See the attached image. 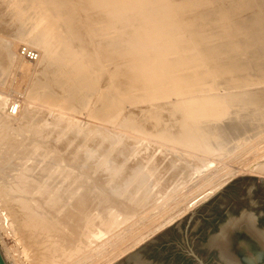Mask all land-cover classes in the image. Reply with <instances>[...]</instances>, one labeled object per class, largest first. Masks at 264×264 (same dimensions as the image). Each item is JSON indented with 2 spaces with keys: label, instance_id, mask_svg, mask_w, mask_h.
Listing matches in <instances>:
<instances>
[{
  "label": "rangeland",
  "instance_id": "rangeland-1",
  "mask_svg": "<svg viewBox=\"0 0 264 264\" xmlns=\"http://www.w3.org/2000/svg\"><path fill=\"white\" fill-rule=\"evenodd\" d=\"M62 1L66 7L72 8L78 4L83 8L82 10L77 5L78 7L75 6L72 10H75V15H77V12H80L77 15L78 18H76L77 20H75V22L77 21V25L81 26L82 30L87 32H82V35L84 38L87 36L89 37L86 38L87 40L90 39L89 43L93 42V44H96L102 42V46L105 48L111 43L115 49L122 46L123 48L120 47V50L125 57H120L121 59L117 57L119 58L118 64L117 58H113L112 61L111 59L108 60V58H103L101 60L104 64L103 70L102 68L99 70L98 67L95 69V67L92 66V69L89 70L91 71L90 84L89 82H82L84 84L82 86L81 81H78L74 76L72 77L69 74L64 75L63 72L60 73L55 71L52 73V71H50V67L57 68L55 63L58 66L60 65L57 60L55 62L52 55L50 56L51 58L43 55L42 57L38 52L40 60L38 59L39 61L37 63L26 61L25 59L22 61L16 51L17 45L20 43L24 44V41L32 42L31 39L35 35H39L41 30L47 32L45 34H48L49 32L52 34L51 29L48 27L47 18L40 8V0H0V45H5V43L10 44V42L12 44V41L13 44L16 43L15 48L12 49L11 47L10 50V53L13 51V54H10L12 59L10 58L11 61L9 64L11 65H7V67L0 69V96L10 99L14 94H20L21 103L25 105L23 111L26 113L31 111V113L37 117L34 122L35 124L41 122L39 126L37 125V128L39 127L37 132L43 135V137L40 138V141L42 142L39 145H41V147L38 144L35 146L37 148V153L39 151V155H36L37 157L30 155L29 159L27 158L24 164H27V167H34L36 172H39L41 167L43 168L47 166L50 162L53 164L51 169L56 167L54 171L51 170V172L57 175L58 182L57 184H54V181L52 180L53 183L51 182L50 184L52 188L47 186L46 194L49 193L50 195L47 194V198L46 196L44 197V204L42 205H48L52 202L61 203L64 198L70 199V197L71 200L74 201L70 202L69 200L67 203H76L79 202L82 197L86 196V199L84 198V200H87V197L88 200L84 203H86L88 207H85V220L92 214L91 216H95L96 218H90L93 220L91 226H89L92 227L94 224L92 227L95 230L94 232H97L99 229L98 231H105L106 233L105 235H102L101 238H97V236H92L93 229L90 228V230L88 228V233L81 237V241L78 244V247L80 248L73 251V256L70 255L71 250L69 249V242L63 237H57L55 234L53 237L59 239L56 240L51 238V242H53L56 247V257H54L52 264H112L208 199L231 178L241 175H250L256 176L255 181L258 182L259 176L264 177V170H259L258 168V165L264 164V120H262L264 118V114H262V112L264 113V0H158L161 5H159L157 0H107L108 2L105 1L103 5L92 7L86 4V1L88 0ZM106 7H109V9L106 10ZM160 10H162V12ZM83 11H85V13ZM163 11H167L166 15ZM168 23H171V25H168ZM173 24L176 27L173 26ZM52 38L53 37L48 36V39L44 40L43 43L47 42L49 45L48 40L51 41L50 39ZM7 40L10 41L7 43ZM206 40L208 43H206ZM121 41L122 44L120 45ZM155 41H157V43H155ZM202 44H205L207 47L205 46L204 48ZM31 47L35 48L33 45ZM168 48L171 50L166 52V58L159 60L157 58L159 53ZM100 50L101 49L99 48V52ZM202 50H204L205 54ZM41 53H43L42 50ZM2 56L3 54L0 53V60ZM149 59H151V61H149ZM113 60L115 63H111ZM121 61L122 63H120ZM137 61L140 62V65L144 66V69H147L148 67L149 71L150 68L158 70V72L155 71L159 73L156 74L159 80H155L154 84H152L154 91L152 89L151 92H148V87L146 86L139 88L133 86L134 69L132 68V65ZM190 61L192 62L190 64L193 66L188 64ZM18 62L21 63L19 64ZM178 62L181 64L179 65ZM24 64L27 67L24 66ZM124 64L126 66H124ZM40 65L43 68L47 66V68L45 67L44 69L45 71H43L49 79V85L46 86V88L52 87V93L55 96L57 95L62 98V100H65L68 97L71 99L73 96L69 104H62L60 99V101L54 102L56 103L55 106L53 104L48 105L50 107L53 105L54 107L50 110V107L47 106L48 103L46 104V101H43L44 99L41 100V96L45 94L44 91L43 94H39L42 90L35 93L34 100L27 97L32 82L35 77H37L39 71L43 70ZM163 65H167L170 70L162 69L164 68ZM117 66L118 68L122 66V68L126 70L121 68L118 70ZM23 68H25L24 71ZM117 70L119 72L121 71V73ZM46 71L49 72L47 73ZM112 73L114 75L118 73L119 75L117 74L114 76ZM210 74L213 75L211 76ZM64 76L68 78L67 81H65L67 78L65 79ZM58 77H61V80H65L60 82L61 80ZM109 78L112 80L114 78V80L110 83L111 80ZM121 80L123 82H121ZM55 81L59 83L56 84ZM113 82L118 83H115V85L112 86ZM224 83H227L226 85L228 86ZM108 84H110V86ZM120 85L121 87H118ZM98 86H100V88ZM156 88H158L159 91ZM228 90L230 92L232 91V93H229ZM233 90H236V92H234L235 95L233 94ZM239 90L242 91L240 92ZM160 91H166V94L162 92L161 95ZM227 92L232 97L228 96L229 94H227ZM152 95L155 97H152ZM233 96H235V99L239 96L238 99H236V102ZM107 97H112V99L107 100ZM175 99L179 101H176ZM232 99L234 100L231 102L230 100ZM109 100L112 103L110 107L108 105ZM113 101L115 102V106ZM204 101L207 103L205 104ZM178 103H180V105H178ZM237 104L245 106L246 108H242ZM200 105L201 107H199ZM176 106H178V109ZM113 107H117V111ZM111 108H113V110ZM181 108L184 109V111L181 110ZM198 109L199 112H196ZM233 109L234 112L236 111V114L231 112ZM115 111L117 113H115ZM210 111L212 113H210ZM255 111L259 112L261 119ZM243 112L248 115L249 120L245 118L247 116L242 115ZM180 113L182 115H180ZM249 113H253V115L250 116L251 114ZM4 114H6V112ZM223 114L231 116V119L234 118V121L231 120L230 117H223ZM240 114L244 117L243 120L239 119ZM235 115H238L237 118L240 122H243L246 119L245 121L247 122L248 120L250 123L252 119L250 125L247 124L248 122L246 123L244 121L247 124L245 125L246 127L248 125L251 126H248L250 129L247 127L245 130L244 127H241V132L240 130L238 131L235 123H238L239 120H236ZM254 115L255 117H258H254V119ZM261 115H263V117ZM183 116L184 118L182 119ZM111 119L114 120L111 122ZM50 120H55L54 122H56V125ZM214 120L216 122H214ZM217 120H221L222 122L220 121L219 123ZM199 121L206 126H203V124L202 127ZM229 121L231 124H229ZM182 123L184 125H182ZM41 124L42 126H45H43L44 131L49 135L44 133ZM188 124L193 126H188ZM216 124L217 126L224 124L226 127L229 125L230 128H228L230 130L233 129L232 132L236 129L238 134L236 132L232 137L234 139H231L229 142H226L225 140L221 141L217 138H215V141L214 136H211L213 135L212 132H218H216L215 129L217 128ZM67 125L68 127H65ZM177 125L181 126L178 128ZM170 126L174 127L171 128L174 129L172 130L174 135L175 132L179 134L183 131L181 132V134H183L187 131L186 134L189 135L190 138L189 136L187 137L186 134L183 135L187 137L186 139L188 141L185 140V136L181 134H179L181 140L174 137V135H170L171 129L168 128ZM158 127H160V130H158ZM67 128H69L68 131L70 134H67ZM163 128L170 129V132ZM175 128H177L179 132ZM161 129L169 135H163L165 133H163ZM209 129L213 130L210 131ZM49 130L51 131L49 132ZM52 130H55L56 132ZM157 131L159 132L157 133ZM54 132L57 134H54ZM58 133L63 135H59ZM44 136L46 139H44ZM165 136L169 137V139H166ZM201 136L202 139H200ZM208 137H211L210 139L213 138L214 141L210 140ZM183 139L187 142V146L189 145L188 148L186 145H183L186 143L182 141ZM172 140L176 141H173V144H171ZM212 141L213 143H211ZM14 142L20 144L22 143V138H14ZM26 142L27 140H25V143ZM50 142H52L51 144L54 142V144L57 145L58 143L60 145H51ZM220 142H222L224 146L220 145ZM225 142L226 144H224ZM25 143L24 145H28ZM43 143H46V145L44 144L43 146ZM175 143L177 145L180 144L181 146H179L181 148L177 145L174 146ZM207 144H210V147L212 145L215 146L210 148L209 146H206ZM216 145L218 146L216 147ZM53 146L55 148L60 147L56 151L64 148V150L60 151H64L62 154L58 151L59 155L63 156L60 157L59 155H56L57 153L53 150ZM190 146H192L193 149H191ZM194 146L199 149L196 147V149H194ZM205 146L206 148L204 149L203 147ZM207 147L211 153L207 152L209 151ZM231 147L233 148L231 149ZM20 148H22V146H19V149ZM187 149L192 151L190 152ZM51 150H53L55 154L51 152ZM195 150L199 151L196 153ZM213 150H216V152ZM46 151L47 153H45ZM50 152L51 155H49ZM15 155H17V153ZM15 155L13 156V159L15 158L14 162H16V160L17 162L20 161V158H18L20 155L18 154L16 157ZM42 155L45 156V158ZM48 157H50L51 160ZM68 157H70V159ZM57 158L59 160H56ZM60 158L62 159L61 161ZM34 159H37V162H35ZM38 160H40L39 163ZM59 166L61 167L60 171ZM63 166L70 167L65 168ZM85 167L87 170L83 171ZM72 171H75L73 172L75 174H70ZM70 175H73V178ZM138 178H140L141 184H139ZM61 179L64 182H61ZM80 180H82V183ZM71 181L73 182L71 183ZM67 189H70L72 193L67 192L69 195L65 193L66 191H69ZM83 192L85 194H83ZM64 193L68 196L64 195ZM78 199L79 201H76ZM43 201L41 203H43ZM122 204L125 206V209ZM62 212L63 211H60V209L56 212L57 220H55V223H57V227L62 225L60 224L63 219L61 218ZM88 212H90V215ZM87 214L89 216H87ZM107 218L110 219L107 221ZM95 220L98 221L97 224ZM63 222H65V220H63ZM88 235L90 237L86 238ZM89 240H91V242H89ZM16 241L17 240L11 234L3 233V230H0V250L7 257V260L5 259L7 264H34L36 256L33 248L28 247V250L25 253L26 257H24L21 247ZM80 249L83 250V252ZM78 250H80L79 252L81 253H78Z\"/></svg>",
  "mask_w": 264,
  "mask_h": 264
},
{
  "label": "bare ground",
  "instance_id": "bare-ground-1",
  "mask_svg": "<svg viewBox=\"0 0 264 264\" xmlns=\"http://www.w3.org/2000/svg\"><path fill=\"white\" fill-rule=\"evenodd\" d=\"M84 1V0H83ZM86 1V0H85ZM105 1H107V0H88V1H86V4H88L90 7H92V6H99V5H103L104 4V2ZM162 1V0H161ZM160 1V2H161ZM108 2V1H107ZM157 2H158V0H157ZM156 2V3H157ZM40 3H41V10H42V12L45 14V16H46V18H47V24H48V27L51 29V33L52 34H50V32L48 31V30H46V31H48L49 33L48 34H45V33H47V32H44L43 30H41V32L39 33V35H35L31 40H32V42H30V41H24V44H26V45H28V46H34L35 48H37L36 50H38L37 52H39L40 54H41V56L43 55V56H48L49 58H51L50 56L52 55L53 56V58L55 59V62H56V60L60 63V65L58 66V65H56V63H55V66H57V68L55 67V68H51L50 67V71H52V73L53 72H60V73H62L63 72V74L65 75V74H69V75H71L72 77L74 76L76 79H78V81H81V86L82 85H84L83 83H87V82H89L90 81V74H91V71H89V70H91L92 69V66H94L95 67V69L98 67L99 68V70L102 68V70H103V68H104V64H103V62L101 61L103 58H108V60H110L111 59V61H112V59L113 58H117V57H125V55L123 54V52L120 50V47H122V46H120L119 48H116L115 49V47L111 44V43H109L108 44V46L105 48V47H103L102 46V42H100V43H96V44H93V42H91V43H89L90 41V39H86V38H89L88 36L86 37V38H84V36L82 35V32L83 33H85L86 31L85 30H82V27L81 26H79V25H77V21L75 22V20H77L76 18H78V14L80 13H78L77 11V15H75V10H72V8L73 7H78L79 5L78 4H76L75 6H73L72 8H69V7H66L65 5H64V3H63V1L62 0H40ZM85 3V2H84ZM159 3V2H158ZM157 3V4H158ZM186 3V2H185ZM143 4V3H142ZM78 5V6H77ZM82 5V4H81ZM110 5V4H109ZM159 5H161V3H159ZM170 5V4H169ZM86 6V5H85ZM111 6V5H110ZM155 6H157V5H155ZM171 6V5H170ZM80 7V6H79ZM102 7V6H101ZM105 7V6H104ZM82 10H83V8L82 7H80ZM86 8V7H85ZM96 8V7H95ZM98 8V7H97ZM156 8V7H155ZM162 8V7H161ZM170 8V7H169ZM175 8H176V5H175ZM178 8V7H177ZM75 9H78V8H75ZM81 9H79V10H81ZM103 9V8H102ZM101 9V10H102ZM105 9V8H104ZM107 9H109V7L107 8L106 7V10ZM163 9V8H162ZM165 9H166V7H165ZM179 9V8H178ZM188 9V8H187ZM186 9V10H187ZM86 10H87V8H86ZM92 10H94V9H92ZM92 10H91V12H92ZM96 10V9H95ZM98 10V9H97ZM134 10V9H133ZM156 10V9H155ZM170 10V9H169ZM176 10V9H175ZM174 10V11H175ZM192 10V9H191ZM89 11V10H88ZM132 11V10H131ZM161 12H162V10H160ZM160 11H159V13H160ZM172 11V10H171ZM84 13H85V11H83ZM90 12V11H89ZM163 12H165V11H163ZM167 12V11H166ZM166 12H165V15H166ZM94 13V12H93ZM98 13V12H97ZM96 13V14H97ZM132 13H133V11H132ZM134 14V13H133ZM172 15V14H171ZM182 15V14H181ZM81 17V16H80ZM87 17V16H86ZM171 17H173V16H171ZM166 18H168V17H166ZM87 19V18H86ZM167 20V19H166ZM171 22V21H170ZM76 23V24H75ZM80 23V22H79ZM172 23V22H171ZM171 23L169 24L168 23V25H171ZM87 24V23H86ZM142 25V24H141ZM163 25H165V24H163ZM135 26V25H134ZM173 26H175L174 24H173ZM87 27V26H86ZM176 27V26H175ZM84 28V27H83ZM93 29V28H92ZM96 29V28H95ZM176 29V28H175ZM133 30V29H132ZM85 31V32H84ZM135 31V30H134ZM142 31V30H141ZM87 33V32H86ZM139 33V32H138ZM14 34V33H13ZM147 34V33H146ZM19 35V34H18ZM50 36V37H53L52 39H50L51 41H49L48 40V43H49V45L47 44V42L46 43H43V41L44 40H46V39H48V36ZM82 35V36H81ZM87 35V34H86ZM182 35V34H181ZM204 35V34H203ZM212 35V34H211ZM136 36H138V35H136ZM140 36V35H139ZM162 37V36H161ZM178 37V36H177ZM141 38V37H140ZM160 38V37H159ZM189 38V37H188ZM23 39V38H22ZM54 39V40H53ZM149 40H151V39H149ZM148 40V41H149ZM8 41H10V40H7L6 42L8 43ZM12 41V40H11ZM119 41V40H118ZM157 41H159V40H157ZM157 41H155V43H157ZM162 41H163V39H162ZM15 42V41H14ZM211 42V41H210ZM205 43V42H204ZM206 43H208V41L206 40ZM16 44V43H15ZM15 44H13V41H12V44H11V42H10V44H6L5 43V45L4 44H2V45H0V53H2L3 54V56H2V58H1V60H0V69H3L4 67H7V65H11V64H9V62L11 61V56H10V54L13 52H11L10 53V50H11V47H12V49H14L15 48ZM115 44V43H114ZM122 44V41L120 42V45ZM153 44V43H152ZM167 44V43H166ZM211 44V43H210ZM246 44V43H245ZM95 45V46H94ZM195 45V44H194ZM203 45V44H202ZM208 45V44H207ZM212 45V44H211ZM18 46V45H17ZM204 46V48H205V44L203 45ZM207 47V46H206ZM99 48L101 49L100 50V52H99ZM123 48V47H122ZM203 48V49H204ZM159 49V48H158ZM191 49V48H190ZM207 49H209V48H207ZM41 50L43 51V53H41ZM171 49L170 48H168V49H166L165 51H161V53H159V55L157 56V58L159 59V60H161V59H163V58H166V56H165V54H166V52H168V51H170ZM189 50V49H188ZM205 50V49H204ZM204 50H202L203 52H204ZM217 50V49H216ZM15 51V50H14ZM184 51V50H183ZM206 51V50H205ZM208 51V50H207ZM176 52V51H175ZM180 52H181V50H180ZM214 52V51H213ZM39 53H38V57H37V59L36 60H34V61H32V62H38L40 59H39ZM101 53H103V54H101ZM189 53V52H188ZM194 53V52H193ZM199 53V52H198ZM210 53V52H209ZM13 54V53H12ZM18 54V53H17ZM169 54V53H168ZM204 54H205V52H204ZM213 54V53H212ZM167 55V54H166ZM176 55V54H175ZM178 55V54H177ZM194 55V54H193ZM201 55V54H200ZM203 55V54H202ZM12 56H14V55H12ZM19 56V55H18ZM42 56V57H43ZM186 56V55H185ZM191 56V55H190ZM216 56V55H215ZM208 57V56H207ZM11 58V59H10ZM15 58V57H14ZM19 58H20V60H22V61H24L23 60V58H21L20 56H19ZM119 58H117V64H118V59ZM177 58V57H176ZM175 58V59H176ZM188 58V57H187ZM191 58V57H190ZM39 59V60H38ZM46 59V58H45ZM48 59V58H47ZM121 59V58H120ZM122 59H124V58H122ZM170 59V58H169ZM196 59V58H195ZM215 59V58H214ZM26 60V59H25ZM114 60H116V59H114ZM114 60H113V62H111V63H115L114 62ZM181 60V59H180ZM193 60V59H192ZM205 60V59H204ZM26 61H28V60H26ZM52 61V60H51ZM101 61V62H100ZM139 61H141V60H139ZM139 61H137V62H135V63H133V65H132V68L134 69V83H133V86H136V87H143V86H146V87H148V89H147V91L148 92H151V90L153 89V91H154V88H152V84H154V82H155V80L157 81V79L159 80V78H157V75L156 74H159V73H157L158 72V70H153L152 68H150V71L148 70L149 68L147 67V69H144V66H142V65H140V62ZM149 61H151V59H149ZM163 61V60H162ZM185 61V60H184ZM183 62V61H182ZM188 62V61H187ZM198 62V61H197ZM206 62V61H205ZM204 62V63H205ZM19 64L21 63V62H18ZM42 63V62H41ZM46 63V62H45ZM120 63H122V61L120 62ZM119 63V64H120ZM142 63V62H141ZM184 63V62H183ZM190 63H192L191 61L188 63V64H190ZM46 64H48V63H46ZM153 64V63H152ZM168 64V63H167ZM169 64H170V62H169ZM175 64V63H174ZM178 64L180 65L181 63H179L178 62ZM186 64V63H185ZM29 65V64H28ZM51 65V64H50ZM53 65V64H52ZM120 65H122V64H120ZM190 65H192V64H190ZM189 65V66H190ZM24 66H26L25 64H24ZM33 66V65H32ZM38 66H39V64H38ZM41 66V65H40ZM116 66V65H115ZM124 66H126L125 64H124ZM164 66V68H162V69H165V70H170V69H168V67H167V65H163ZM175 66V65H174ZM182 66V65H181ZM181 66H180V68H181ZM193 66V65H192ZM196 66V65H195ZM202 66V65H201ZM216 66V65H215ZM11 67V66H10ZM27 67V66H26ZM46 68H47V66H45ZM45 67L43 68L42 66H41V68H43V70H40L39 71V73H38V75H37V77H35V79H34V81L32 82V85H31V89L30 90H28L29 92L27 93V97L28 98H32V100H34V95H35V93L38 91L39 92V90H42V91H40L41 93H39V94H43V91H44V93L45 94H43V96H41L42 97V99L41 100H43V101H46V104H47V106L48 105H51V104H53L54 106L56 105V103H54L55 101H60V99H61V103L63 104V103H65V104H69L70 103V101H71V99L73 98V96L71 97V99L68 97V98H64L65 100H62V98H60L59 96H55L53 93H52V87H49V88H46V86H48L49 85V79H48V77H47V75L45 74V73H43V71H45L44 69H45ZM53 67V66H52ZM152 67V66H151ZM161 67V66H160ZM171 67V66H170ZM22 68V67H21ZM60 68V69H59ZM114 68V67H113ZM116 68V67H115ZM117 68H118V66H117ZM124 69V68H122V66L121 67H119L118 68V70L119 69ZM126 68V67H125ZM146 68V67H145ZM190 68V67H189ZM193 68V67H192ZM16 69H17V67H16ZM40 69V68H39ZM57 69V70H56ZM160 69V68H159ZM184 69V68H183ZM205 69V68H204ZM25 70V68H23V71ZM30 70V69H29ZM49 70V69H48ZM115 70V69H114ZM117 70V71H118ZM124 70H126V69H124ZM172 70V69H171ZM176 70H177V68H176ZM193 70V69H192ZM201 70V69H200ZM31 71V70H30ZM81 71V72H80ZM82 71H83V73H82ZM113 71V70H112ZM116 71V70H115ZM173 71V70H172ZM179 71V70H178ZM183 71V70H182ZM185 71V70H184ZM28 72V71H27ZM47 73L49 72V71H46ZM81 74H80V73ZM110 72V71H109ZM119 72V71H118ZM122 72H123V70H122ZM119 73H121V71L119 72ZM161 73V72H160ZM163 73H165V72H163ZM166 73H167V71H166ZM206 73V72H205ZM213 73V72H212ZM31 74V73H30ZM54 74H56V73H54ZM118 74V73H117ZM116 74V75H117ZM170 74V73H169ZM209 74V73H208ZM207 74V75H208ZM2 75V74H1ZM53 75V74H52ZM69 75H67V76H69ZM112 75H114L113 73H112ZM116 75H114V76H116ZM119 75V74H118ZM184 75V74H183ZM211 75V74H210ZM213 75V74H212ZM211 75V76H212ZM61 76V75H60ZM113 76V77H114ZM121 76V75H120ZM166 76V75H165ZM186 76V75H185ZM188 76V75H187ZM24 77H26V76H24ZM52 77V76H51ZM65 77V76H64ZM162 77V76H161ZM167 77V76H166ZM171 77V76H170ZM49 78H50V75H49ZM59 78V77H58ZM67 77H65V79H66ZM71 78V77H70ZM116 78H118V77H116ZM121 78V77H120ZM188 78V77H187ZM195 78V77H194ZM215 78H216V76H215ZM60 80H61V77L59 78ZM59 79H57L58 81H60ZM65 79H62V80H65ZM74 79V78H73ZM75 79V80H76ZM110 79V78H109ZM213 79V78H212ZM53 80V79H52ZM56 80V81H57ZM62 80L60 81V82H62ZM68 80V78L65 80V81H67ZM111 81H110V83L114 80V78H113V80L112 79H110ZM203 80V79H202ZM29 81V80H28ZM55 81V83L57 84V83H59V82H56ZM160 81H162V80H160ZM173 81V80H172ZM178 81V80H177ZM181 81V80H180ZM184 81V80H183ZM207 81H208V79H207ZM206 81V82H207ZM31 82V81H30ZM83 82V83H82ZM92 82H94V81H92ZM108 82H109V80H108ZM120 82V81H119ZM121 82H123L122 80H121ZM159 82V81H158ZM175 82V81H174ZM193 82H195V81H193ZM202 82V81H201ZM204 82V81H203ZM65 83V82H64ZM79 83V82H78ZM95 83V82H94ZM115 83L117 84L118 82H113V85L112 86H114L115 85ZM198 83V82H197ZM205 83V82H204ZM53 84V83H52ZM55 84V85H56ZM71 84V83H70ZM73 84H74V82H73ZM89 84H90V82H89ZM159 84V83H158ZM172 84V83H171ZM171 84H170V86H171ZM182 84V83H181ZM201 84V83H200ZM225 85L227 84V83H224ZM54 85V84H53ZM64 85H66V84H64ZM69 85V84H68ZM92 85V84H91ZM93 85H95V84H93ZM109 86H110V84H108ZM123 85V84H122ZM156 85V84H155ZM155 85H154V87H155ZM177 85V84H176ZM193 85H195V84H193ZM231 85V84H230ZM229 85V86H230ZM234 85V84H233ZM108 86V87H109ZM112 86H111V88H112ZM117 86V85H116ZM226 86H228V85H226ZM63 87V86H62ZM99 88H100V86H98ZM118 87H121V85L120 86H118ZM151 87V88H150ZM219 87V86H218ZM232 87V86H231ZM235 87V86H234ZM56 88V87H55ZM77 88V87H76ZM79 88V87H78ZM159 88V87H158ZM158 88H156V89H158ZM167 88V87H166ZM223 88V87H222ZM227 88V87H226ZM238 88V87H237ZM56 89H58V88H56ZM163 89V88H162ZM171 89H172V87H171ZM183 89V88H182ZM203 89V88H202ZM221 89V88H220ZM224 89H225V87H224ZM228 89V88H227ZM226 89V90H227ZM232 89H234V88H232ZM231 89V90H232ZM113 90V89H112ZM168 90V89H167ZM173 90H174V88H173ZM216 90V89H215ZM226 90H225V92H226ZM230 90V89H229ZM228 90V92L229 93H232V91L230 92ZM105 91V90H104ZM157 91V90H156ZM158 91H159V89H158ZM169 91H170V89H169ZM182 91V90H181ZM206 91V90H205ZM222 91V90H221ZM238 91V90H237ZM240 92L242 91V90H239ZM247 91V90H246ZM250 91V90H249ZM27 92V91H26ZM119 92H120V90H119ZM118 92V93H119ZM143 92V91H142ZM147 92V93H148ZM161 92V91H160ZM163 92V91H162ZM162 92L160 93L161 95H162ZM166 92V91H165ZM165 92H163V93H165ZM175 92V91H174ZM173 92V93H174ZM203 92V91H202ZM227 92V94H229ZM234 92H236V90H233V94H234ZM144 93V92H143ZM199 93H200V91H199ZM220 93V92H219ZM243 93H245V92H243ZM107 94V93H106ZM149 94V93H148ZM166 94V93H165ZM185 94V93H184ZM203 94V93H202ZM239 94V93H238ZM241 94V93H240ZM9 95V94H8ZM68 95V94H67ZM111 95V94H110ZM118 95V94H117ZM160 95V96H161ZM176 95V94H175ZM206 95V94H205ZM224 95V94H223ZM235 95V94H234ZM236 95H237V93H236ZM166 96V95H165ZM168 96H169V94H168ZM187 96V95H186ZM212 96V95H211ZM216 96V95H215ZM219 96V95H218ZM225 96V95H224ZM228 96H230V94L228 95ZM241 96V95H240ZM38 97H39V95H38ZM105 97V96H104ZM118 97V96H117ZM152 97H155V96H153L152 95ZM159 97V96H158ZM162 97V96H161ZM176 97V96H175ZM194 97V96H193ZM230 97H232V96H230ZM230 97H229V99H230ZM235 96H233V98H234ZM239 97V96H238ZM238 97L236 98V99H238ZM148 98V97H147ZM167 98V97H166ZM227 98V97H226ZM225 98V99H226ZM11 99V98H10ZM10 99H7V98H3L2 96H0V130H1V132H0V230H3V233H6V234H11L17 241V243L19 244V246L21 247V251H22V253H23V255H24V257H26V251L28 250V247H32L33 248V250H34V252H35V256H36V261H35V263L34 264H52V261H53V259H54V257H56L55 256V251H56V247H55V244L53 243V242H51V238H53V239H59V238H54L53 236H55V234H56V236L57 237H63L64 239H66V241L67 242H69V244H70V247H69V249L71 250V254L70 255H72V253H73V251H76V249L77 248H80V247H78L79 245V242L81 241V237L83 236V235H85V234H87L88 232H87V230H88V228L90 229V228H92L93 226H94V224H93V226L92 227H90L91 226V223H92V220L90 219V218H94V217H92L91 215H90V212H88L89 213V215L91 216H89L88 214H87V216H89V217H87V221L85 220V207L87 206L86 205V203H84L85 201H87L88 200V197H87V200H84V198L86 199V196H84V197H82L81 199H80V201H79V199L78 200H76V201H79V202H73V203H67V202H69V200H70V202H72V201H74V200H71V197H70V199H68V198H64L62 201H61V203H49V202H46V203H49L48 205H42V204H44V197L47 195V194H49V193H47L46 194V192H47V186L50 188L51 187V182H52V180L54 181V184H57V182H58V177H57V175L56 174H53L52 172H51V170H53L54 171V169L56 168L55 166V168L54 169H51L52 168V166H53V164H51V162H50V157H48L50 160H49V164L47 165V166H45V167H41V169L39 170V172H36V170H35V168L34 167H27L26 165L27 164H24V162L27 160V158L29 159V157H30V155L31 156H38L39 155V151H38V153H37V148L35 147L36 146V144H41V142L42 141H40V138L41 137H43V135L42 134H40V133H38L37 132V129L39 128H37V125L39 126V124L41 123L40 121V123H38V121H37V123L38 124H35L34 122L36 121V118L37 117H35V115L33 114V113H31V111H29V112H24L23 110H24V107H25V105L24 104H22L21 103V100L19 99V107H18V109H17V112L14 114V115H9V114H4L6 111H5V105L9 102V100ZM108 99H112V97L110 98H108L107 97V100ZM119 99H120V97H119ZM158 99V98H157ZM178 99V98H177ZM214 99V98H213ZM229 99H227V100H229ZM235 99V98H234ZM234 99H232V100H230L231 102L234 100ZM236 99H235V102H236ZM31 100V99H30ZM40 100V101H41ZM75 100V99H74ZM74 100H73V102H74ZM106 100V99H105ZM115 100V99H114ZM148 100H149V98H148ZM153 100V99H152ZM161 100V99H160ZM170 100V99H169ZM172 100V99H171ZM176 100V99H175ZM189 100V99H188ZM216 100V99H215ZM214 100V101H215ZM29 101V100H28ZM43 101H42V104H43ZM159 101V100H158ZM176 101H179V100H176ZM206 101V100H205ZM204 101V102H205ZM34 102V101H33ZM109 102V107L112 105V103H111V101L109 100L108 101ZM114 102V101H113ZM151 102V101H150ZM185 102V101H184ZM203 102V101H202ZM229 102V101H228ZM227 102V103H228ZM235 102H234V104H235ZM75 103V102H74ZM78 103V102H77ZM76 103V104H77ZM136 103H137V101H136ZM169 103H171V102H169ZM207 102H205V104H206ZM138 104V103H137ZM185 104V103H184ZM195 104V103H194ZM211 104V103H210ZM231 104V103H230ZM230 104H229V106H230ZM28 105H30V104H28ZM45 105V104H44ZM53 105H52V107H53ZM140 105V104H139ZM158 105V104H157ZM172 105V104H171ZM176 105V104H175ZM178 105H180V103H178ZM182 105V104H181ZM188 105V104H187ZM213 105V104H212ZM232 105H233V103H232ZM236 105V104H235ZM237 105H239V106H241L240 104H237ZM59 106V105H58ZM114 106H115V102H114ZM117 106V105H116ZM136 106V105H135ZM149 106V105H148ZM184 106H186V105H184ZM238 106V107H239ZM48 107H50V106H48ZM52 107H50V110H51V108ZM71 107V106H70ZM155 107V106H154ZM172 107H174V106H172ZM177 107V109H178V106H176ZM175 107V108H176ZM190 107V106H189ZM193 107V106H192ZM199 107H201V105L199 106ZM212 107V106H211ZM242 108H246L245 106H241ZM54 108V107H53ZM65 108V107H64ZM72 108V107H71ZM114 108V107H113ZM113 108H111L112 110H113ZM117 108V107H116ZM116 108H114L115 110H116ZM158 108V107H157ZM197 108H198V106H197ZM203 108V107H202ZM118 109V108H117ZM204 109V108H203ZM208 109V108H207ZM231 109V108H230ZM54 110V109H53ZM58 110V109H57ZM109 110V109H108ZM107 110V111H108ZM111 110V111H112ZM137 110V109H136ZM157 110V109H156ZM181 110H183L184 111V109H182L181 108ZM190 110V109H189ZM252 110V109H251ZM117 111V110H116ZM115 111V113H117ZM179 111H180V109H179ZM186 111V110H185ZM188 111V110H187ZM194 111V110H193ZM259 111V110H258ZM33 112V111H32ZM37 112V111H36ZM129 112V111H128ZM166 112V111H165ZM191 112V111H190ZM196 112H199V109H198V111H196ZM195 112V113H196ZM204 112V111H203ZM218 112V111H217ZM231 112H234V109H233V111H231ZM236 112V111H235ZM234 112V113H235ZM257 111H255V113H256ZM260 112V111H259ZM259 112H257V114L259 115ZM23 113H25V114H23ZM114 113V114H115ZM161 113V112H160ZM181 113H182V111H181ZM180 113V115H182ZM194 113V112H193ZM210 113H212L211 111H210ZM214 113V112H213ZM229 113V112H228ZM247 113V112H246ZM23 114V115H22ZM106 114V113H105ZM109 114V113H108ZM112 114H113V112H112ZM190 114V113H189ZM201 114V113H200ZM216 114V113H215ZM218 114H219V112H218ZM231 114V113H230ZM236 114V113H235ZM249 114H251L250 116H252L253 115V113H249ZM256 114V115H257ZM261 114V113H260ZM262 114H264L263 112H262ZM34 115V116H33ZM43 115V114H42ZM116 115V114H115ZM129 115V114H128ZM185 115V114H184ZM187 115V114H186ZM198 115V114H197ZM204 115V114H203ZM214 115V114H213ZM232 115H233V113H232ZM242 115H245V116H247V117H245V118H247L248 119V115H246V114H244V112H243V114ZM39 116V115H38ZM110 116V115H109ZM191 116V115H190ZM201 116V115H200ZM230 117V119H231V116H229V115H224L223 114V117ZM236 116V115H235ZM241 114L239 115V119L241 120H243V116H241ZM262 117H263V115H261ZM56 117V116H55ZM106 117V116H105ZM108 117V116H107ZM112 117H113V115H112ZM127 117V116H126ZM186 117V116H185ZM208 117V116H207ZM212 117V116H211ZM219 117H220V115H219ZM234 117V116H233ZM232 117V118H233ZM238 117V115L236 116V120L238 119L237 118ZM255 117V115L253 116V118ZM258 116H256L255 118H257ZM115 118V117H114ZM184 118V116L182 117V119ZM192 118H194V117H192ZM198 118H199V116H198ZM203 118V117H202ZM218 118V117H217ZM250 118H252V117H250ZM254 118V119H255ZM259 118H260V115H259ZM17 121H16V120ZM109 119V118H108ZM118 119V118H117ZM211 119V118H210ZM219 119H221V118H219ZM225 119V118H224ZM234 119V118H233ZM233 119H231V120H233ZM238 119V120H239ZM253 119V120H254ZM261 119V118H260ZM41 120V119H40ZM61 120V119H60ZM105 120H107V119H105ZM114 120V119H113ZM112 119L110 120L111 122L113 121ZM209 120V119H208ZM216 120V119H215ZM214 120V122H216ZM221 120H223V119H221ZM221 120H217V121H219V123H220V121ZM226 120V119H225ZM230 120V121H231ZM240 120L238 121V123H235V125H236V129H238V131L241 129V127H244V129L246 130V128L250 125V123H252L251 121H252V119H251V121H250V123L248 122V120H247V124H249L247 127L245 126V125H247L244 121V123L243 122H240ZM262 120H264V118L262 119ZM51 122L53 121V120H50ZM55 121V120H54ZM53 121V123L56 125V122H54ZM66 121V120H65ZM108 121V120H107ZM115 121H117V120H115ZM188 121V120H187ZM190 121H191V119H190ZM193 121V120H192ZM204 121V120H203ZM227 121V120H226ZM229 121V122H230ZM234 121V120H233ZM255 121V120H254ZM130 122V121H129ZM157 122H158V120H157ZM198 122V121H197ZM210 122V121H209ZM213 122V123H214ZM222 122V121H221ZM44 123H45V121H44ZM48 123H49V121H48ZM53 123H51V124H53ZM156 123V122H155ZM192 123V122H191ZM190 123V124H191ZM194 123V122H193ZM199 123H200V121H199ZM212 123V124H213ZM218 123V124H219ZM223 123H224V121H223ZM42 124H43V122H42ZM42 124H41V126H42ZM63 124H65V123H63ZM62 124V125H63ZM201 124V123H200ZM204 124V123H203ZM203 124H201V126L203 125ZM208 124V123H207ZM215 124V123H214ZM229 124H231V122L229 123ZM257 124V123H256ZM263 124V123H262ZM158 125H159V123H158ZM182 125H184L183 123H182ZM233 125H234V123H233ZM242 125H244V126H242ZM44 126V125H43ZM43 126H42V128H43ZM60 126V125H59ZM160 127H161V125H159ZM167 126V125H166ZM165 126V127H166ZM178 126V125H177ZM181 126V125H180ZM180 126H178V128L180 127ZM188 126H193V125H189L188 124ZM197 126V125H196ZM195 126V127H196ZM199 126V125H198ZM200 126V127H201ZM203 126H206L205 124L203 125ZM202 126V127H203ZM212 126V125H211ZM216 126H217V124H216ZM219 126V125H218ZM217 126V128H215L216 129V132L217 133H213L212 132V136L211 137H213L214 136V140H215V138H217V139H220L221 141L222 140H225L226 142H229L231 139H234V138H232L234 135H235V133L237 132V130L236 129H234V132H232V130H230L229 128V125H228V127H226V125H224V124H221L219 127ZM263 126V125H262ZM45 127V126H44ZM64 127V126H63ZM65 127H68V125L67 126H65ZM64 127V128H65ZM160 127H158V130H160L159 128ZM249 127H251V126H249ZM248 127V128H249ZM256 127V126H255ZM254 127V128H255ZM261 127V126H260ZM41 128V127H40ZM58 128V127H57ZM63 128V129H64ZM155 128H156V126H155ZM154 128V129H155ZM168 128H174V127H168ZM168 128H163V129H167L168 130ZM48 129V128H47ZM62 129V130H63ZM170 129L168 130V132H170ZM175 129H177V128H175ZM214 129V128H213ZM212 129V130H213ZM250 129V128H249ZM248 129V130H249ZM253 129V128H252ZM252 129H251V131H252ZM256 129V128H255ZM61 130V131H62ZM69 130V128H67V131ZM144 130V129H143ZM155 130H157V129H155ZM162 130V129H161ZM172 130H174V129H171V134L170 135H174V132H172ZM186 130V129H185ZM198 130V129H197ZM210 130V129H209ZM212 130H210V131H212ZM242 130V129H241ZM241 130H240V132H241ZM43 131H44V128H43ZM51 130H49V132H50ZM52 131H55V130H52ZM58 131V130H57ZM64 131H66V130H64ZM66 131V132H67ZM177 131H178V129H177ZM181 131V130H180ZM192 131H194V130H192ZM206 131H207V129H206ZM205 131V132H206ZM244 131V130H243ZM242 131V132H243ZM250 131V132H251ZM56 132V131H55ZM54 132V134H57V133H55ZM71 132V131H70ZM159 131H157V133H158ZM161 132V131H160ZM162 132L163 133H165V131H163L162 130ZM167 132V131H166ZM179 132V131H178ZM181 132H183V131H181ZM181 132L179 133V134H181ZM187 132V131H186ZM186 132H184L183 134H186ZM188 132H190V131H188ZM195 132V131H194ZM248 132V131H247ZM255 132V131H254ZM44 133L45 134H48V133H46L45 131H44ZM60 133V132H59ZM58 133V134H59ZM63 133V132H62ZM69 133V131L67 132V134ZM53 134V135H54ZM64 134L66 135V133L64 132ZM70 134V133H69ZM153 134V133H152ZM151 134V135H152ZM166 134H168V133H165V134H163V135H166ZM179 134L177 133V132H175V135H174V137H176L177 139H180L181 140V138H180V136H179ZM183 134H181V135H183ZM189 134V133H188ZM191 134V133H190ZM202 134V133H201ZM237 134H238V132H237ZM243 134H244V132H243ZM49 135V134H48ZM51 135V134H50ZM59 135H63V134H59ZM79 135V134H78ZM133 135V134H132ZM169 135V134H168ZM167 135V136H168ZM187 135V134H186ZM193 135H195V134H193ZM198 135H200V134H198ZM206 135V134H205ZM240 135V134H239ZM250 135V134H249ZM68 136V135H67ZM66 136V137H67ZM171 136V137H172ZM183 136H185V135H183ZM189 135H187V137H188ZM22 138V143H20V144H18V143H15L14 142V138ZM46 137H47V135H46ZM166 137V136H165ZM170 137V138H171ZM174 137H172V138H174ZM179 137V138H178ZM186 136H185V140H187L186 138H187ZM195 137V136H194ZM194 137H192V138H194ZM200 137V136H199ZM198 137V138H199ZM205 137V136H204ZM210 137V138H211ZM249 137V136H248ZM171 138V139H172ZM175 138V139H176ZM189 138H190V136H189ZM209 138V137H208ZM209 138V139H210ZM243 138V137H242ZM44 139H46L45 138V136H44ZM165 139V138H164ZM166 139H169V137H166ZM184 139L182 140V141H184ZM200 139H202V136H201V138ZM25 140H27V144L28 145H24V143H25ZM62 140V139H61ZM79 140V139H78ZM196 140V139H195ZM210 140H213V138L212 139H210ZM209 140V141H210ZM213 140V141H214ZM45 141V140H44ZM48 141V140H47ZM51 141V140H50ZM173 141L175 142L176 140H172L171 142V144H173ZM188 141V140H187ZM197 141V140H196ZM202 141V140H201ZM213 141L211 142V143H213ZM216 141V140H215ZM233 141V140H232ZM14 142V143H13ZM81 142V141H80ZM180 142V141H179ZM186 141H184V143H185ZM190 142V141H189ZM191 142H192V140H191ZM190 142V143H191ZM200 142V141H199ZM226 142L224 143V144H226ZM25 143V144H26ZM49 143V142H48ZM52 142H50V144H51ZM68 143V142H67ZM72 143V142H71ZM167 143H168V141H167ZM177 143H178V140H177ZM189 143V144H190ZM201 143V142H200ZM199 143V144H200ZM205 143V142H204ZM203 143V144H204ZM207 143H208V140H207ZM218 143V142H217ZM222 142H220L219 144L220 145H223V143L221 144ZM238 143V142H237ZM44 144L46 145V143H43L42 145L44 146ZM50 144H49V146H50ZM53 144H54V142H53ZM53 144H51V145H53ZM69 144H70V142H69ZM183 144V143H182ZM216 144V143H215ZM230 144V143H229ZM37 145V146H38ZM55 146H59L60 144H58L57 143V145L56 144H54ZM175 145H177L176 143L174 144V146ZM180 145V144H179ZM179 145H177V146H179ZM184 146L186 145L187 146V142L185 143V144H183ZM191 145H192V143H191ZM212 145V144H211ZM227 145H228V143H227ZM231 145H233V144H231ZM19 146H22V148H20L19 149ZM40 147H41V145H39ZM67 146V145H66ZM78 146V145H77ZM181 146V145H180ZM179 146V148H181ZM189 146V145H188ZM188 146H187V148H188ZM201 146H203V145H201ZM206 146H209L210 147V144H207ZM206 146L205 147H203L204 149L206 148ZM213 146V145H212ZM212 146L210 147V148H212ZM215 146V145H214ZM213 146V147H214ZM218 145H216V147H217ZM224 146V145H223ZM222 146V147H223ZM191 147V149H193V147L192 146H190ZM196 146H194V149H199L198 147H196ZM199 147H200V145H199ZM215 147V148H216ZM220 147V146H219ZM47 148H49V147H47ZM50 148H52V147H50ZM53 150L57 153L56 155H59V153L60 154H62L63 152H60V151H62V150H64V148L62 149V150H58L59 151V153H58V151H56L57 149H59L60 147H54L53 146ZM182 148H183V146H182ZM185 148V147H184ZM208 148V147H207ZM233 147H231V149H232ZM19 149V150H18ZM171 149V148H170ZM169 149V150H170ZM173 149V148H172ZM214 149V148H213ZM216 149H218V148H216ZM222 149V148H221ZM227 149V148H226ZM53 150H51V152H53ZM76 150V149H75ZM188 151H192V150H189V149H187ZM208 150H209V148H208ZM212 150V149H211ZM224 150V149H223ZM41 151V150H40ZM66 151V150H65ZM87 151V150H86ZM97 151V150H96ZM172 151V150H171ZM175 151V150H174ZM178 151V150H177ZM182 151V150H181ZM184 151L186 152V150L184 149ZM196 151V153L199 151H197V150H195ZM207 151V150H206ZM213 151H215L216 152V150H213ZM51 152H50V154L49 155H51ZM55 152H53L54 154H55ZM194 152V151H193ZM192 152V153H193ZM207 152H210V150L209 151H207ZM214 152V153H215ZM17 153V155L19 154L20 155V157L18 156V158H20V161H18L17 162V160H16V162H14L15 160V158L13 159V156L15 155ZM43 153V152H42ZM45 153H47V151L45 152ZM44 153V154H45ZM52 153V154H53ZM67 153V152H66ZM69 153V152H68ZM173 153V152H172ZM202 153V152H201ZM211 153V152H210ZM213 153V152H212ZM43 154V155H44ZM53 154V155H54ZM200 154V153H199ZM218 154V153H217ZM17 155H15V157L17 156ZM40 155H41V153H40ZM42 155V156H43ZM52 155V156H53ZM56 155H54V156H56ZM64 155H65V153H64ZM69 155V154H68ZM81 155H83V154H81ZM203 155V154H202ZM36 156V157H37ZM52 156H51V158H52ZM60 156V155H59ZM61 156H63V155H61ZM60 156V157H61ZM195 156V155H194ZM44 158H45V156H43ZM66 157H67V155H66ZM107 157V156H106ZM17 158V159H18ZM56 158V157H55ZM63 158V157H62ZM69 159H70V157H68ZM186 158V157H185ZM196 158V157H195ZM46 159H47V155H46ZM53 159V158H52ZM67 159V158H66ZM188 159V158H187ZM35 160V159H34ZM37 160V159H36ZM35 160V162H37ZM40 160H41V158H40ZM40 160H38V163H39V161ZM44 160V159H43ZM56 160H59L58 158L56 159ZM62 159L60 158V161H61ZM106 160V159H105ZM197 160V159H196ZM31 161V160H30ZM102 161V160H101ZM154 161V160H153ZM32 162V161H31ZM63 162V161H62ZM66 162H68V161H66ZM33 163V162H32ZM87 163V162H86ZM30 164V163H29ZM55 164V163H54ZM72 164V163H71ZM152 164V163H151ZM64 165H65V163H64ZM100 165V164H99ZM56 166H57V164H56ZM60 166L62 167V165L60 164ZM59 166V167H60ZM76 166V165H75ZM259 167V170H264V164H260V165H258ZM58 167V168H59ZM61 167L59 168V171H60V169H61ZM63 167H65V166H63ZM67 167H70V166H67ZM67 167H65V168H67ZM77 167V166H76ZM79 167V166H78ZM39 168V167H38ZM57 168V169H58ZM64 168V169H65ZM74 168V167H73ZM73 168H71V169H73ZM193 169V168H192ZM65 170H67V169H65ZM64 170V171H65ZM69 170V169H68ZM74 170V169H73ZM87 169H86V167H85V169L83 170V171H86ZM101 170V169H100ZM107 170V169H106ZM105 170V171H106ZM69 171H71V170H69ZM68 171V172H69ZM81 171V170H80ZM83 171H82V173H83ZM90 171V170H89ZM62 172H63V169H62ZM66 172V171H65ZM64 172V173H65ZM73 172H75V171H72L70 174H72ZM86 173V172H85ZM61 174V173H60ZM73 174H75V173H73ZM96 175V174H95ZM66 176V175H65ZM68 176H69V174H68ZM71 176V175H70ZM73 176V175H72ZM71 176V177H72ZM54 179H53V178ZM67 177V176H66ZM70 177V178H71ZM78 177V176H77ZM140 177H141V175H140ZM63 178V177H62ZM73 178V177H72ZM76 178V177H75ZM64 179H65V177H64ZM139 180H138V182H139V184H141V182H140V178H138ZM142 179V178H141ZM60 180V179H59ZM68 180H70V179H68ZM75 180V179H74ZM76 180H78V179H76ZM81 181V183H82V180H80ZM88 181V180H87ZM91 181V180H90ZM61 182H64V181H62V179H61ZM73 181H71V183H72ZM75 182V181H74ZM110 182V181H109ZM116 182V181H115ZM143 182V181H142ZM53 183V182H52ZM60 183V182H59ZM80 183V182H79ZM144 183V182H143ZM83 185V184H82ZM102 185V184H101ZM119 185V184H118ZM144 186V185H143ZM60 187V186H59ZM69 187V186H68ZM52 188V187H51ZM54 189V188H53ZM118 189V188H117ZM63 190H64V188H63ZM67 190H69V191H64L65 193H69V192H71V190L70 189H67ZM59 191V190H58ZM103 191V190H102ZM50 192H52V191H50ZM57 192V191H56ZM82 192V191H81ZM104 192V191H103ZM62 193V192H61ZM64 193V195H67V194H65ZM72 193V192H71ZM78 193V192H77ZM91 193V192H90ZM93 193V192H92ZM119 193V192H118ZM58 194V193H57ZM76 194V193H75ZM83 194H85L84 192H83ZM82 194V195H83ZM50 195V194H49ZM52 195V194H51ZM59 195V194H58ZM63 195V194H62ZM61 195V196H62ZM69 195V194H68ZM67 195V196H68ZM77 195V194H76ZM75 195V196H76ZM79 195H81V194H79ZM78 195V196H79ZM86 195H87V193H86ZM94 195V194H93ZM53 196H54V194H53ZM66 196V197H67ZM74 196V197H75ZM98 196V195H97ZM108 196V195H107ZM50 197V196H49ZM55 197H56V195H55ZM59 197V196H58ZM57 197V198H58ZM80 197V196H79ZM93 197V196H92ZM103 197V196H102ZM46 198H47V196H46ZM76 198V197H75ZM100 198V197H99ZM73 199V198H72ZM96 199V198H95ZM102 199V198H101ZM54 200V199H53ZM58 200H59V198H58ZM94 200V199H93ZM43 201V203H41ZM60 201V200H59ZM92 201V200H91ZM133 201V200H132ZM142 201V200H141ZM51 202V201H50ZM98 202V201H97ZM130 203V202H129ZM120 204V203H119ZM136 204V203H135ZM108 205V204H107ZM123 205V204H122ZM122 205H121V208H122ZM124 206V205H123ZM88 207V206H87ZM100 207V206H99ZM58 209H60V211H63L62 212V217L61 218H63L59 223L60 224H62L61 226L59 225V227H57V223H55V220H57L56 218V212H57V210ZM117 209H119V208H117ZM124 209H125V206H124ZM89 211V210H88ZM108 211V210H107ZM120 211V210H119ZM125 211V210H124ZM123 212V211H122ZM95 213V212H94ZM115 213V212H114ZM59 214V213H58ZM57 214V215H58ZM122 214V213H121ZM97 215V214H96ZM125 215V214H124ZM61 216V215H60ZM64 216H65V218H64ZM98 216V215H97ZM99 217V216H98ZM61 218H59V219H61ZM96 218V217H95ZM98 219V218H97ZM100 219V218H99ZM108 219H110V218H107L106 220L108 221ZM63 220H65V222H63ZM105 220V221H106ZM96 221V220H95ZM101 221V220H100ZM99 221V222H100ZM104 221V222H105ZM58 222V221H57ZM97 222L98 221H96V224H97ZM103 222V221H102ZM90 223V224H89ZM106 223V222H105ZM104 224V223H103ZM109 224V223H108ZM90 225V226H89ZM110 225V224H109ZM99 227V226H98ZM104 227V226H103ZM102 227V228H103ZM93 229V228H92ZM96 229V228H95ZM91 230V229H90ZM99 230V229H98ZM97 230V232H94L95 230L93 229V231H92V233H93V235L92 236H97V238H101V236L102 235H105L106 233H105V231L104 232H102V231H98ZM103 230V229H102ZM105 230V229H104ZM62 235V236H61ZM90 236L88 235V237H86V238H89ZM83 239V238H82ZM89 242H91V240H89ZM86 243H87V241H86ZM85 244V243H84ZM82 245H83V243H82ZM84 246V245H83ZM87 246H89V245H87ZM86 246V247H87ZM90 248V247H89ZM68 249V250H69ZM84 249V248H83ZM69 250V251H70ZM81 250V249H80ZM80 250H78V253H81V252H79ZM69 251H68V253H69ZM82 252H83V250H81ZM67 253V254H68ZM2 254H3V252H2ZM77 254V253H76ZM3 256H4V258L7 260V257L5 256V254H3ZM73 256V255H72ZM10 258V257H9ZM13 263H15V262H13ZM9 264V263H8ZM55 264V263H54Z\"/></svg>",
  "mask_w": 264,
  "mask_h": 264
},
{
  "label": "water",
  "instance_id": "water-1",
  "mask_svg": "<svg viewBox=\"0 0 264 264\" xmlns=\"http://www.w3.org/2000/svg\"><path fill=\"white\" fill-rule=\"evenodd\" d=\"M231 178L112 264H264V177ZM0 264H7L0 250Z\"/></svg>",
  "mask_w": 264,
  "mask_h": 264
},
{
  "label": "built area",
  "instance_id": "built-area-1",
  "mask_svg": "<svg viewBox=\"0 0 264 264\" xmlns=\"http://www.w3.org/2000/svg\"><path fill=\"white\" fill-rule=\"evenodd\" d=\"M16 51L18 55L28 61H34L38 57V52L35 48L28 46L26 44H18ZM20 94H14V96L6 104L5 111L9 115H14L19 107Z\"/></svg>",
  "mask_w": 264,
  "mask_h": 264
}]
</instances>
